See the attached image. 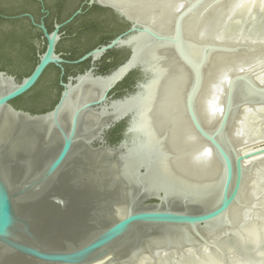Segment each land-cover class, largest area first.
I'll list each match as a JSON object with an SVG mask.
<instances>
[{
	"label": "water",
	"instance_id": "obj_1",
	"mask_svg": "<svg viewBox=\"0 0 264 264\" xmlns=\"http://www.w3.org/2000/svg\"><path fill=\"white\" fill-rule=\"evenodd\" d=\"M135 2L150 14L166 4L88 0L130 28L78 62L118 44L130 55L109 75L91 68L61 82L52 110L31 114L11 102L49 65L61 69L58 26L47 34L33 23L47 47L29 76L0 71V264H264V0H172L167 32L155 17L140 20ZM195 16L205 25L200 41L185 33ZM161 51L185 73L180 106L198 154L207 150L214 163L207 180L153 175L161 151L139 127ZM215 57L222 59L207 119L198 103ZM137 69L144 80L135 92L113 100L110 91ZM124 120L125 138L106 146L104 133Z\"/></svg>",
	"mask_w": 264,
	"mask_h": 264
},
{
	"label": "flooded vegetation",
	"instance_id": "obj_2",
	"mask_svg": "<svg viewBox=\"0 0 264 264\" xmlns=\"http://www.w3.org/2000/svg\"><path fill=\"white\" fill-rule=\"evenodd\" d=\"M87 2L88 0H0V67H26L24 77L29 76L47 47L43 31L33 23L43 25L47 34L53 33L56 26L59 27L55 54L63 61L61 69L56 65H49L34 87L22 96L25 99L24 105L16 106V109L31 114L46 113L59 100L61 82L66 83L68 78H74L91 68L95 76H106L127 61L129 48L118 44L94 62L92 59L78 62L89 52L109 45L130 28L128 23L111 10L97 5L88 7ZM78 10L81 13L75 14ZM0 71L14 76L8 70ZM143 80V73L139 69L134 70L110 91L109 96L113 100L128 96L135 92L136 86ZM35 88L38 92L36 96ZM31 96H34L36 108L31 107ZM127 121L115 124L104 133L106 146H117L125 138Z\"/></svg>",
	"mask_w": 264,
	"mask_h": 264
},
{
	"label": "bare ground",
	"instance_id": "obj_3",
	"mask_svg": "<svg viewBox=\"0 0 264 264\" xmlns=\"http://www.w3.org/2000/svg\"><path fill=\"white\" fill-rule=\"evenodd\" d=\"M104 2L110 0H101ZM166 4L159 9V13L150 14L147 7L140 2L133 3L140 10V20L149 22L155 17L153 24L159 31L167 32L171 14H168L167 5L172 0H165ZM142 9V10H141ZM143 13V14H142ZM216 15V14H215ZM197 19V20H196ZM186 37H195L200 41L205 34V25L195 16L186 23ZM156 50L152 55L156 56ZM163 55V60L159 63L161 75L154 83L150 91V101L146 104V119L139 129L146 136L148 144L158 145L161 151V159L155 168L154 176L161 174L165 179L173 181L180 180L192 182L203 179L207 180L214 173V163L207 153L198 154L197 139L191 134L190 129L184 122L182 109L180 106L181 93L185 84V73L176 62L165 55L166 52H158ZM222 58L215 57L213 67L207 73L204 90L199 99V110L208 119L213 115L214 88L217 83L219 68L218 63ZM264 73L261 74L263 76ZM212 105V106H211ZM102 261L96 264H106ZM217 264L213 258H209L207 263Z\"/></svg>",
	"mask_w": 264,
	"mask_h": 264
},
{
	"label": "trees",
	"instance_id": "obj_4",
	"mask_svg": "<svg viewBox=\"0 0 264 264\" xmlns=\"http://www.w3.org/2000/svg\"><path fill=\"white\" fill-rule=\"evenodd\" d=\"M18 67V68H17ZM1 66L0 70H8L10 74L14 75L17 80H21L25 76L26 67L23 68L21 66ZM36 89V88H35ZM35 92V96L38 94L37 89ZM34 96H31V107L36 108V105L34 104ZM25 99L24 97H19L18 99L12 101V105L16 108V106L21 107L24 105Z\"/></svg>",
	"mask_w": 264,
	"mask_h": 264
},
{
	"label": "rangeland",
	"instance_id": "obj_5",
	"mask_svg": "<svg viewBox=\"0 0 264 264\" xmlns=\"http://www.w3.org/2000/svg\"><path fill=\"white\" fill-rule=\"evenodd\" d=\"M17 67V66H16ZM18 68V67H17Z\"/></svg>",
	"mask_w": 264,
	"mask_h": 264
}]
</instances>
